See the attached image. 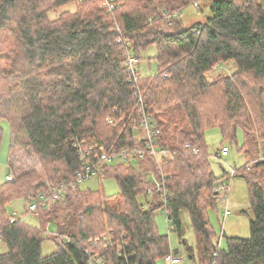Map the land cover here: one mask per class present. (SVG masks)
I'll return each instance as SVG.
<instances>
[{
  "label": "trees",
  "instance_id": "obj_1",
  "mask_svg": "<svg viewBox=\"0 0 264 264\" xmlns=\"http://www.w3.org/2000/svg\"><path fill=\"white\" fill-rule=\"evenodd\" d=\"M199 1L114 0L107 12L100 0H0V144L6 123L9 151L13 139L42 170L16 174L8 165L11 180L0 182V264H155L170 253L155 223L160 210L183 245L187 215L201 264H264V160H257L264 153V0H211L206 19L189 26L165 17ZM71 3L73 11L48 17ZM150 46L157 70L139 78V101L125 62ZM228 63L230 75L207 79ZM141 109L157 131L154 149L166 156L146 149ZM209 128L230 143L241 132L237 152L246 162L235 176L245 180L250 203L241 211L249 237L228 238L218 251L208 211L226 170L217 177L211 169ZM80 147L146 150L137 164L103 167L99 178L119 188L106 196L70 185ZM60 186L63 197L38 208L37 226L9 222L10 202L27 206ZM45 237L55 251L43 256Z\"/></svg>",
  "mask_w": 264,
  "mask_h": 264
},
{
  "label": "rangeland",
  "instance_id": "obj_2",
  "mask_svg": "<svg viewBox=\"0 0 264 264\" xmlns=\"http://www.w3.org/2000/svg\"><path fill=\"white\" fill-rule=\"evenodd\" d=\"M210 2L211 0H201L198 2V6L196 7L193 6V3H190L183 7L179 11V18L182 23L185 26H189L196 22H203L209 15ZM74 6V3L62 6L58 8L55 12L49 13L48 17L50 19H53L56 14L64 10L73 11ZM167 16L168 14L165 15L166 18ZM155 55L156 49L154 46L148 47L145 51L139 54V59L134 66L140 77H150L156 74L157 63L154 59ZM232 70V64H220L216 67L214 71L207 74L206 77L209 81H212L221 75H230ZM2 128L3 133L0 144V182L4 180V177L9 171L8 165H11L12 172L16 174L28 170H35L36 172L42 174L41 165L37 161V159L24 153L22 149L16 146V142L13 139L11 140V144H13V146L9 151L10 130L6 123L2 124ZM139 135L140 138L143 137L142 133H139ZM204 140L207 147V153L208 155H211L209 162L215 176H221L223 174L222 169H225L227 167L240 168L244 166L246 161L237 152V149L242 145L241 132H238L236 134L235 142L230 143L229 140L223 138L222 134L217 128H209L205 130ZM222 145L228 147L230 152L229 155L224 158V160L220 161L219 159L215 158L214 155L216 152H218ZM7 160L9 161L8 163ZM229 185L230 194L228 197V202L231 215L228 218L223 219V202H218L216 204L215 209L211 208L208 211V220L214 232L215 242L220 239L221 249L227 248L228 238L249 237L248 218L241 212L249 211L250 208L246 182L241 176H234L230 180ZM80 189H89L91 191L100 190L106 196H112L116 194L119 190L116 180L107 177H91L85 180L80 185ZM139 201L145 202V198L140 197ZM25 206L26 204L23 200H14L7 205L8 214L10 215L12 213H15L18 217L22 218L21 221L23 223L32 226H37L38 220L36 219L35 215H23ZM181 222L184 232L183 239L186 241V245L181 244L179 242L177 234L174 231L170 230V227L167 225L166 222L165 213L162 210L157 211L155 213V223L157 231L159 234L167 236L170 253L177 251L178 256L181 257L180 264H201L200 255L196 247V235L190 226V222L186 214L182 216ZM47 230L53 235L56 233V229L53 225H49ZM46 237L41 245V254L43 256L49 255L55 251V245L53 241L50 239H46ZM187 247H190L192 249V258H190V255L186 250ZM4 250L5 246L3 243L0 242V251ZM155 264L166 263L164 262L163 258H158Z\"/></svg>",
  "mask_w": 264,
  "mask_h": 264
},
{
  "label": "built area",
  "instance_id": "obj_3",
  "mask_svg": "<svg viewBox=\"0 0 264 264\" xmlns=\"http://www.w3.org/2000/svg\"><path fill=\"white\" fill-rule=\"evenodd\" d=\"M193 6H198L197 2H192ZM100 7L107 12H111L114 9V0H100ZM179 11L176 10L172 13L168 14L167 18L179 16ZM120 41V40H118ZM126 44V43H125ZM137 60L135 57L127 55L125 65L127 70L130 73L129 81L132 83V89L134 91V96L138 97L139 101H141V95L139 92V74L135 69V64ZM108 123H113L111 119H107ZM140 130L144 133V145L146 149L149 150L151 155L158 158L162 155H167L169 151L167 149H162L159 152H156L154 149L155 139L154 136L157 131L154 129L153 125L150 123L149 117L145 114V112L140 110V121H139ZM138 127L133 126L132 130L137 131ZM146 149L134 148V149H120L117 151H105L104 149H95L94 147H80L78 150V160L81 162V167L79 170L75 172L74 180L70 183L71 186L81 185L85 180L91 177H99L102 174V169L105 165H114V164H124V165H132L137 164L142 160L145 154ZM229 154V148L223 146L214 156L220 161L224 160ZM258 161L264 160V153L259 155L257 158ZM226 177L219 180L214 186V192L218 194L219 202H223L224 211H223V219L228 218L231 215V211L229 209L228 197L230 194V180L235 176L236 170L235 168L227 167ZM7 181H10V177H5ZM228 180V183H227ZM66 186H60L57 189L51 191L49 196L39 195L35 202L30 203L26 206L27 214L35 215L39 207H45V204L48 201L57 200L63 197L64 190ZM148 194L150 192L148 191ZM22 218L18 217L17 214L12 213L9 219L11 224L15 222H22ZM220 248V239L216 245V251ZM217 253L214 252L213 256L216 257ZM164 262L166 264H180L181 257L178 254L169 253L164 257ZM90 261H94L93 258Z\"/></svg>",
  "mask_w": 264,
  "mask_h": 264
}]
</instances>
